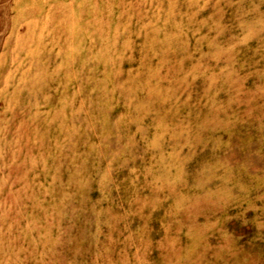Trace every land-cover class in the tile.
<instances>
[{
  "label": "rangeland",
  "instance_id": "1",
  "mask_svg": "<svg viewBox=\"0 0 264 264\" xmlns=\"http://www.w3.org/2000/svg\"><path fill=\"white\" fill-rule=\"evenodd\" d=\"M0 264H264V0H0Z\"/></svg>",
  "mask_w": 264,
  "mask_h": 264
}]
</instances>
